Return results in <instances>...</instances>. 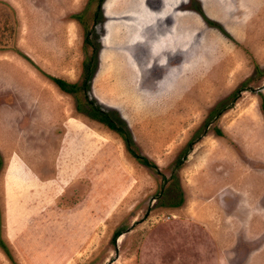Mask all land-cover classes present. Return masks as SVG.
<instances>
[{"label":"rangeland","instance_id":"obj_1","mask_svg":"<svg viewBox=\"0 0 264 264\" xmlns=\"http://www.w3.org/2000/svg\"><path fill=\"white\" fill-rule=\"evenodd\" d=\"M263 99L264 0H0V264H264Z\"/></svg>","mask_w":264,"mask_h":264},{"label":"trees","instance_id":"obj_2","mask_svg":"<svg viewBox=\"0 0 264 264\" xmlns=\"http://www.w3.org/2000/svg\"><path fill=\"white\" fill-rule=\"evenodd\" d=\"M209 23H213L212 21H209ZM92 57L90 59V61H87V63L84 64V79L82 80V82L78 85L76 83H69L61 78H57V77H52V80L54 81V83L58 86L59 89L68 92V93H77L78 91H80V89L85 90L88 86H89V80L92 78L93 76V72H94V66L95 63L92 61ZM262 109L264 111V99L262 100ZM88 113H90V115H92L93 117H95L96 119L105 122L106 125L110 128L113 129L117 132H119V134L121 135L122 139L125 142L126 148L133 154L135 155V157H137L138 159L141 160V162H143L145 164V166L147 167H151L154 169H157L156 164L152 163L151 161H149L148 159L138 155L136 152H134L133 150H131L130 146H131V138L128 136L127 132L125 131V129L120 126L117 125L115 123V121H113L109 115L103 111H101L98 107L92 106L89 109H87ZM185 157H182V160ZM181 160L177 161L175 164V167L177 168L178 165L180 164ZM0 167H1V161H0ZM183 201V196L181 191H178V199L176 201H174L171 205L176 206L181 204V202ZM121 233V231H115L112 237V241L115 240V238ZM0 246L2 248H4V245L2 243H0Z\"/></svg>","mask_w":264,"mask_h":264},{"label":"crops","instance_id":"obj_3","mask_svg":"<svg viewBox=\"0 0 264 264\" xmlns=\"http://www.w3.org/2000/svg\"><path fill=\"white\" fill-rule=\"evenodd\" d=\"M69 264V263H68Z\"/></svg>","mask_w":264,"mask_h":264}]
</instances>
